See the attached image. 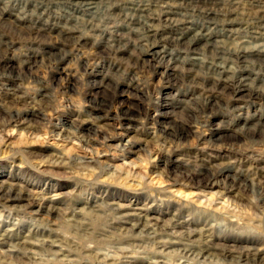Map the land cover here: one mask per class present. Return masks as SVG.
Instances as JSON below:
<instances>
[{"label": "rangeland", "instance_id": "1", "mask_svg": "<svg viewBox=\"0 0 264 264\" xmlns=\"http://www.w3.org/2000/svg\"><path fill=\"white\" fill-rule=\"evenodd\" d=\"M106 1L87 16L84 8H69L61 2L0 0V40L12 43L8 49L0 48V64L20 71H24V63L35 64L32 73L38 80L37 83L25 76L16 79L0 69V101L18 100L20 103H9L6 107L16 111L20 121H30L28 127L11 125L3 129L4 121L8 120V109L0 107V137L8 140L6 146L0 147V168L13 167L12 175L0 170V188L18 184L22 179L24 182L20 183L24 184L26 180L35 178L40 185L36 190L34 188L35 194L38 193L40 198L51 197L53 202L48 205L55 209L72 207L77 197L83 204V198H86L94 208L93 213L72 219L67 227L63 216L55 217L52 212L35 215L26 211L36 218L37 225H42V219L51 222L48 224L53 230L50 235H59L56 249H61V253L54 255L56 259L52 263L47 260L53 254L42 253V257L37 258L38 255L30 261L24 258L25 264H96L89 247L93 246L98 236L102 239L105 234L114 241L113 236L107 234L111 219L106 205L112 202L125 206L131 204L133 211L130 213H141V218L147 215L150 220L158 219L160 224L194 225L197 221L208 225V229L211 225L213 229H220L212 218L199 216L198 210L202 208L194 202L200 201L202 204L223 206L226 212L235 214V218H228L235 223L241 224L239 219L244 218L243 221L264 225L263 203L255 187L258 173L264 171V144L254 145L251 142L263 136L264 130H241L244 124L249 125L251 115L264 118V70L253 66L250 71L244 72L234 62L227 61L210 64L203 56L182 54L173 44L157 39L158 36L162 39L177 37L183 33L180 24L189 23L196 32L206 33L232 50L263 46L264 29L259 27L257 18L264 13V0ZM144 6L149 10L141 14L140 9ZM111 9H116V13L113 14ZM204 9L233 10L236 14L232 17L233 24L229 28L220 23H207L202 13ZM168 11L178 14L175 15L180 18L176 17L177 20L183 21L167 24L166 20L170 18ZM119 13L128 17L140 16L146 24L151 23L156 30L154 45L149 47L147 41H142L143 29L123 22L117 17ZM71 17L79 21L90 19L97 32L87 33L79 25L69 22ZM15 20H19L24 27L37 22L45 23L51 34L33 40L28 30L17 31ZM59 28L79 31L80 34H75L78 36H92L85 38L88 47L60 46L52 37ZM101 33L106 36L112 34L109 44L119 46V51L109 49L100 52L92 47L98 44ZM113 39H116L115 42ZM58 48L68 51L72 58L61 63H49L48 53H55ZM222 69L228 72L221 73ZM207 76L230 80L228 82L232 87L228 93L240 79L247 77L250 84L247 89L253 91L260 88L263 97L249 102V99L236 101L221 94L204 108V88L193 83V79L197 81ZM96 98L100 105L93 104ZM0 105H3L2 102ZM31 109L36 110L34 115L29 112ZM70 119L87 120L89 131L72 130L73 134L66 137L62 128ZM180 124L184 126L185 133L179 139L170 141L162 137L164 129L170 130ZM220 135L229 136L228 141L232 142L227 143L228 146L238 141L231 152L220 151L217 146L210 145L209 141L216 140ZM127 142L131 146L123 149ZM55 160H62L61 165H50ZM37 162L42 163L38 172L31 167ZM80 163L88 164V170L83 169ZM105 165L139 173L144 177L142 184L145 190L126 189L118 184H123L119 180L115 184L103 183L109 182L106 181L108 169ZM204 165L227 168L228 171L216 179L219 187L204 188L211 170L203 171L202 175L193 173ZM185 174L189 175V179L184 178ZM233 178L240 184L239 188L236 187L238 194L235 193L238 199L234 198L236 195L233 192H228ZM54 183L68 187L47 190ZM145 197H148L146 201ZM166 199L168 205L161 202ZM100 202H103L102 206H99ZM135 204L142 206V210ZM15 205L25 204L17 202ZM186 205H192L189 213L183 212ZM122 223L125 222L122 220ZM188 227L186 229H191V226ZM186 229L177 230L184 233ZM2 230L0 239L11 234L5 227ZM33 230L37 231V228L33 227ZM20 233L21 237L27 234L24 230ZM229 235H226L228 239L237 238ZM137 243H143V240H137ZM224 245L232 246L231 243ZM0 246H3L1 242ZM215 252L220 256L223 254L220 248ZM133 256L120 260L118 264H128ZM163 260L160 259L159 263ZM164 262L174 264L170 259Z\"/></svg>", "mask_w": 264, "mask_h": 264}, {"label": "bare ground", "instance_id": "2", "mask_svg": "<svg viewBox=\"0 0 264 264\" xmlns=\"http://www.w3.org/2000/svg\"><path fill=\"white\" fill-rule=\"evenodd\" d=\"M44 1H48V3L61 2L67 4L69 8L72 7L75 9H82V10L84 8L86 10L85 13L88 14L87 16H89L90 13L95 12L94 10H96L97 6L102 5L104 2V0H44ZM107 1L119 2L121 0H107ZM145 10H149V8L147 6H144L143 8L140 9V13L145 14ZM110 11L113 14L114 12L116 13V9L113 10L111 9ZM202 13L204 14V20L207 23L213 25L220 23L221 25H227L229 28L234 21L232 17L236 15L233 10L213 11V10L204 9ZM168 15L170 16V18L168 17V19L166 20L167 24L170 23L174 24L177 22L181 23L183 21V20L182 21L177 20L178 16H176L177 17L176 18L175 15L178 14L174 12L173 13L169 12ZM117 17L121 18V20L125 23L143 29L142 41H147L149 43V47H152V45H154L156 41V32H155L156 30L153 29L151 23L146 24L145 22H143V20L141 19L142 17L140 16L128 17L126 15H122L121 13H119L117 14ZM257 20L260 23L259 27H261V29H264V13L261 16L259 15ZM68 21L73 22L75 25L76 24L79 25L87 33L97 32L95 30L94 23L90 19L79 21L78 18L71 17L69 18ZM14 22L17 24L16 26L18 27L17 28L18 32H23V30H28V32H30V37L33 40L42 39L46 34L49 35L51 34L50 29L47 27L45 23L42 24L37 22L30 24L29 26L26 25L24 27L21 26L19 20H15ZM180 26H182L181 30H183V33L177 35V37L168 38L164 36L165 38L162 39V37L158 36L157 34L158 36L157 39L166 40V42H168L169 44H173V46L176 47L178 51H181L182 54L185 55L193 54L196 56L198 55L203 56L205 59L209 60L208 62L210 64H213L215 61L217 62L220 61V63H222V61H227L228 63L234 62L244 72L250 71L249 69L252 68L253 66H256L259 70L261 69L264 70V45L260 47L244 46L238 50H234V49L232 50L228 47H224L223 45H220L217 39H212L208 37V34L201 33L200 31L196 32L194 28L190 27L189 23L180 24ZM75 34H80V33L79 31L71 30V29H67L66 31L60 29L54 31V35H52V37L56 40L55 42H57V44H59L60 46L67 45L69 47H74L76 45H80V47H85L87 46L85 38L92 37V36H83V35L78 36ZM110 35L112 34L109 33L108 36H106V34L103 35V33H101L100 34L101 38L99 39L98 44L92 47L99 50L100 52L103 50L106 52L109 49L119 51L118 50L119 46L109 44L110 39L113 38V36ZM115 40L113 39L114 42ZM11 46H12L11 42L0 40V48H3V50L8 49ZM163 52L166 53L165 51ZM68 58H72V56L68 54V51L59 49L55 53L49 52L47 60L49 61V63L51 62L61 63L64 60L66 61V59ZM192 61L197 62L199 61V59H192ZM24 65H26V67H24V71L16 70L15 68H9V67L5 68L1 64H0V69L4 70V72L8 76L15 77L16 79L25 76V78L33 79L35 80V82L38 83L37 78L33 76L32 73L35 70L34 68L35 64L32 65L31 63L27 62L24 63ZM225 72L228 71L222 69L221 73H225ZM193 80H194L193 83H196L198 86H202L204 88V94H205L203 97L204 108L208 107L212 102H214L213 100L216 98V96H219L221 94L225 95L226 97L234 98L236 99V101H239L240 99L242 100L249 99V102L251 100H256L258 98L263 97V94L259 90L260 88H254L253 91L247 89L248 86H250L247 77L240 79L237 86L233 88V90H231L230 93H228L230 87H232V85L230 86L228 82L230 80L221 79L219 77L215 78V76L214 77L207 76L204 77V79L197 81L196 79ZM104 87L107 86L105 85ZM97 100H98L97 98L94 99V102L92 101L93 104L96 103V105H100L101 103L97 102ZM0 102H2L3 104L2 106L0 105V107L2 108L6 107V104L9 103H14V102L20 103L16 99H12L11 102L5 100H1ZM8 107L9 108L6 107L8 109V116H7L8 120L7 122L4 121L2 128L4 129L6 126H11V125H15V126L26 125L28 127L30 121H28V119L20 121L19 114L16 111H13V109L10 106ZM29 112L30 114L34 115L36 113V110L31 109ZM249 122L250 123L248 126L245 124L241 126L242 131L264 130L263 117L259 118V116L253 114L251 115ZM89 129H90V125L87 120L70 119L65 125H63L62 132L66 134L65 135L66 137H68L72 133V130L74 132L76 131L78 132L81 130L89 131ZM183 133H185V128L180 124L170 130H168L167 128L164 129L163 130L164 136L162 137H164L166 140L176 141L177 139L180 138V136ZM228 138L229 136L226 137L220 135L216 140L209 141V143L210 145L217 146L218 147L217 150L231 152L232 149L234 148L233 147L234 144L237 143L238 141H234L235 142L234 144L228 146L226 144L232 142L231 140L229 142ZM6 142H8L7 139L0 137V147L6 146ZM251 142L254 143V145L264 144V135L259 138L251 140ZM215 144H219V145H215ZM247 144L244 145L248 146ZM127 145L129 147L130 144L125 143L123 145V149H126L125 147ZM61 163L62 160H60L59 162L55 160V162L50 165L57 167L61 165ZM21 164L24 163L21 162ZM40 164L42 163L41 162L32 163L31 167L38 172L41 167L39 166ZM80 165L83 167V169L88 170V168H86L88 167V164L83 165L82 163H80ZM105 167L108 169L107 171L109 172V173L107 172L108 179L106 181H109L110 183L109 182H103V183L115 184L116 181L119 180L123 182V184L122 183H118V184L122 185L126 189H131L133 191H143L144 187L142 181L144 180V177L141 176L139 173H132L129 170L126 171L127 169L125 170L123 167H112L111 165H105ZM218 167L219 168H215V166L211 167L204 165L203 167H199L197 170H194L193 173L200 175L205 170L208 169L211 170L210 176L208 177V181L207 183L204 184V188L214 189L219 187V184L217 183L216 180L217 177L222 175L224 172L228 171L225 166H218ZM1 168H0L1 173L8 172V174L12 175L11 174L13 168L12 166L8 165L6 168L2 166ZM16 176H18V174H16ZM188 177L189 175L185 174L184 178L187 179ZM22 180H20V182H24ZM112 180H114L115 182L112 183ZM20 182L18 184L10 185L9 187L6 188L3 187V189L0 188V225H1L0 232L4 231L2 230V228L4 227L11 231L10 235H7L5 238L0 239L1 240L0 242L4 246V247L0 246V264H25L26 260H24V258L30 261L38 255L39 257L37 258H40V256L42 257V253L43 255L44 253H48V255L53 254L51 255L52 258L50 260H47V262L48 263L55 262L56 259L55 256L57 255V253H61V249H56L57 248L56 243H58L56 242V239L59 237V235L58 234L50 235V232H52L53 230L50 229V227L48 226V224L51 222L47 221V219H42L41 220L42 225H37V220L35 217L32 216L31 213L35 215H39L40 213L41 214L45 213L46 215H49L52 212L55 217L63 216L62 217L63 222L65 223V227H67L72 221V219H75L77 217L80 218L86 214L89 215L93 213L94 212L93 211L94 208L92 207L93 205L91 203H87L88 200L86 198H83L85 200V203L83 204L80 202L81 199L77 200L78 199L77 197V199L72 202V207L71 205H69V206H63L62 207L63 209H55L54 207L48 205V204H52L53 202V199L51 197L40 198L38 196V193L35 194L34 188L36 190L40 186L39 183H36L38 181H36L35 178L31 180H26L24 184H21ZM231 183L233 184L230 186L228 192H233L234 194L235 193L238 194L236 187L239 188L240 184L239 183L237 184L236 178H233ZM56 187L57 189L60 188L62 189L68 187V185L63 186L60 185L59 183H54L49 185V187H47V190L51 191ZM255 187L263 203L261 205V212L264 213V171L263 170L260 171V173H258V178L256 180ZM222 189L224 191H227V189L224 188ZM146 198L148 197H145L144 201H146ZM234 198L238 199V196L236 195ZM17 202H23L25 205L17 206L15 205ZM161 202L166 205L169 204V201L167 199L162 200ZM194 204L202 208L198 210L199 216H204V219L212 218L213 222H215L220 229H213L212 225L208 229L206 228V226L208 225H206L205 223L200 224V222L197 221H194L193 223L194 225H190L188 223L173 225V224H167V222L160 224L158 223V219L150 220L147 218V215H144L141 218L140 217L141 213L139 214L130 213L133 211V210L131 211V206H132L131 204L125 206V205L115 204L112 202L111 205L110 204L106 205L109 207L108 211L110 215L108 217L111 219L109 225L110 228L108 229L109 232L107 234L112 235L114 241L108 239V236L106 234L101 237L102 239H99L100 236H98L96 242L93 243V246L89 247L88 249L89 252L92 254L91 258L94 259L96 264H118L120 260L127 258L131 255H135V257L133 256V258H131L132 261L128 262V264H167V262L164 261L168 259L174 262V264L177 262L178 264H228V262H230V264H264V225L263 224H260L258 222H256L255 224L253 221L250 222V220L243 221L244 218L239 219L240 221H242L241 224L235 223L236 221L233 222L228 219V218H232V219L235 218L236 217L235 214L231 212H226L223 206L220 207L219 205H211L210 203L202 204L200 201H195ZM102 205L103 202H100L99 206ZM134 206L138 207L140 205L135 204ZM191 207L192 205H186L183 212L189 213L191 211L190 210ZM142 208H143L142 206L138 207V209L140 210H142ZM146 210H148L147 205H146ZM26 211H30L31 213H27ZM59 212H61V214ZM122 220L126 224L122 223ZM186 226L187 227L191 226V229H186L187 228ZM33 227L37 228V231L33 230ZM166 228H170V230H166ZM177 229H186L185 230L186 232L183 233L181 232V230H177ZM21 230H24V232H26L27 234L21 237V233H20ZM227 234H230L229 236H233V237L237 236V238L233 240L232 238L229 237L228 239L226 237ZM140 239L143 240V243H137V240ZM212 240H215L216 242L211 243ZM219 242H222V245H218ZM225 243L226 244L231 243L232 246H226L224 245ZM90 248L94 250L91 251ZM218 248H220L223 251V254L221 256L215 252ZM56 250L59 251L57 252ZM235 252H237L236 256L234 255ZM141 256H143L144 258H140ZM160 259H164L163 262L159 263ZM84 264H88V263L86 262Z\"/></svg>", "mask_w": 264, "mask_h": 264}]
</instances>
